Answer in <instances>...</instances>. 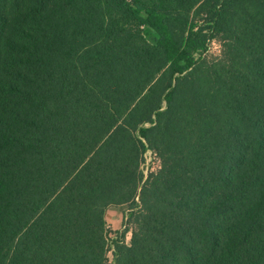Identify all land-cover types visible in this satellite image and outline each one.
<instances>
[{
  "label": "trees",
  "instance_id": "16d2710c",
  "mask_svg": "<svg viewBox=\"0 0 264 264\" xmlns=\"http://www.w3.org/2000/svg\"><path fill=\"white\" fill-rule=\"evenodd\" d=\"M110 207L113 264H264V0H0V264H109Z\"/></svg>",
  "mask_w": 264,
  "mask_h": 264
},
{
  "label": "rangeland",
  "instance_id": "374dc122",
  "mask_svg": "<svg viewBox=\"0 0 264 264\" xmlns=\"http://www.w3.org/2000/svg\"><path fill=\"white\" fill-rule=\"evenodd\" d=\"M221 50H222L221 43L218 40H215L210 44L209 56L212 58H217L220 56ZM159 168H160V161L157 158V156L153 154L151 151L147 152L145 156V163L142 167L144 175L146 176L150 172H155ZM113 208L119 209L123 213L127 207H123V208L113 207ZM125 228L126 227H124V222H123V226L119 230H116V231L112 230L111 226L107 227V232H108L107 233V246L109 250L108 252V263L109 264H113L112 251L114 248V242L119 236H121L123 232H125ZM127 228L129 231L128 233L125 234V243L129 244L130 239H131V229L133 228V226L129 224Z\"/></svg>",
  "mask_w": 264,
  "mask_h": 264
},
{
  "label": "crops",
  "instance_id": "0c3cea01",
  "mask_svg": "<svg viewBox=\"0 0 264 264\" xmlns=\"http://www.w3.org/2000/svg\"><path fill=\"white\" fill-rule=\"evenodd\" d=\"M107 226H111L112 230H119L123 226L124 215L119 209L109 208L106 213Z\"/></svg>",
  "mask_w": 264,
  "mask_h": 264
},
{
  "label": "built area",
  "instance_id": "2783aa9c",
  "mask_svg": "<svg viewBox=\"0 0 264 264\" xmlns=\"http://www.w3.org/2000/svg\"><path fill=\"white\" fill-rule=\"evenodd\" d=\"M108 227V226H107Z\"/></svg>",
  "mask_w": 264,
  "mask_h": 264
}]
</instances>
